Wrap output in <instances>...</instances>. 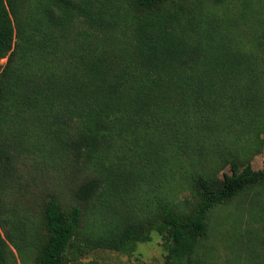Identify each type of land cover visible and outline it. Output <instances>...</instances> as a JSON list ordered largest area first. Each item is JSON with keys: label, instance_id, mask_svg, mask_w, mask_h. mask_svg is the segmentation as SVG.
Masks as SVG:
<instances>
[{"label": "trees", "instance_id": "1", "mask_svg": "<svg viewBox=\"0 0 264 264\" xmlns=\"http://www.w3.org/2000/svg\"><path fill=\"white\" fill-rule=\"evenodd\" d=\"M208 1L0 0V264L131 254L154 230L122 212L127 199L156 180L167 190L185 163L194 202L165 196V264H208L212 212L264 186L251 163L264 136V0H210L237 5L222 24ZM241 21L255 33L245 42ZM231 127L225 164L198 169ZM48 167L71 175V197L47 194L38 224L16 219L9 200Z\"/></svg>", "mask_w": 264, "mask_h": 264}, {"label": "rangeland", "instance_id": "2", "mask_svg": "<svg viewBox=\"0 0 264 264\" xmlns=\"http://www.w3.org/2000/svg\"><path fill=\"white\" fill-rule=\"evenodd\" d=\"M207 4L210 6L207 12H211L214 21L216 18L218 19L215 21L218 24L223 23L222 20L226 12L230 11L233 16L238 13L237 5L234 4L228 5V9L218 7L215 11L210 0ZM245 24L241 21L240 26H236L237 29H234L237 40L243 42L247 36L249 38L255 34L253 31H249ZM221 33L222 35L230 34L226 29ZM2 62L5 63L6 60ZM227 132L225 138L227 144L224 148H211L209 153H206L209 155L205 159H201L200 165H197L198 169L205 165L215 174L218 167L225 164L226 155L231 152L234 141L239 139L235 128L231 127ZM250 135L251 132L246 134V136ZM245 139L241 141L242 143L240 142L239 148L244 147L246 149L252 144L249 138ZM215 141L216 137L211 139V142ZM259 142L261 144L259 147L260 154L251 158L255 170L264 169V136L259 139ZM215 152L217 154H214ZM240 153L244 159L245 155ZM195 164L193 163L191 167L185 163L184 169H179L176 172L169 170V188L167 190L159 187L160 181L156 180L155 185L143 184V188L135 197L130 195L127 199L122 212L127 215L139 216L153 228L150 241L138 242L131 254L94 251L87 254L83 261L88 263L97 261L100 264H165L168 253L166 237L169 232L159 219L167 204L165 196H169L182 207H189L194 202L189 172L192 169L195 170ZM223 172H230V167L222 168V171L220 169L218 176L222 177ZM36 175V178L26 182L23 190L14 195L9 202L14 209L16 219L29 218L38 224L41 217L38 205L44 202L47 194L57 190L61 192L63 199L71 197V189L68 187L71 175L66 177L63 173L53 170L52 167L43 168ZM210 218L211 235L206 242L208 264H264V186L253 188L231 203L217 208L212 212Z\"/></svg>", "mask_w": 264, "mask_h": 264}]
</instances>
